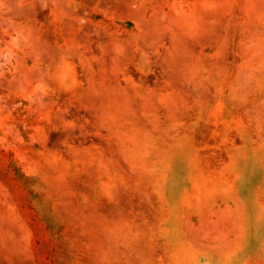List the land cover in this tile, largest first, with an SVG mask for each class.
Here are the masks:
<instances>
[{
	"label": "rangeland",
	"instance_id": "1",
	"mask_svg": "<svg viewBox=\"0 0 264 264\" xmlns=\"http://www.w3.org/2000/svg\"><path fill=\"white\" fill-rule=\"evenodd\" d=\"M0 264H264V0H0Z\"/></svg>",
	"mask_w": 264,
	"mask_h": 264
}]
</instances>
